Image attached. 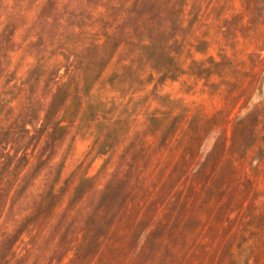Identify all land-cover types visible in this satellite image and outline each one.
<instances>
[{
	"label": "rangeland",
	"instance_id": "374dc122",
	"mask_svg": "<svg viewBox=\"0 0 264 264\" xmlns=\"http://www.w3.org/2000/svg\"><path fill=\"white\" fill-rule=\"evenodd\" d=\"M0 264H264V0H0Z\"/></svg>",
	"mask_w": 264,
	"mask_h": 264
}]
</instances>
